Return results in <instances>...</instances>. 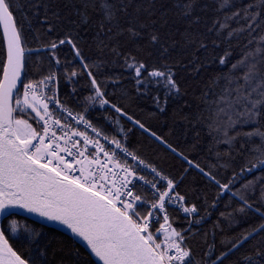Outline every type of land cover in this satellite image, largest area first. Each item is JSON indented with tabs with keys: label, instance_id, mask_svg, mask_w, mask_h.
<instances>
[{
	"label": "snow or ice",
	"instance_id": "obj_1",
	"mask_svg": "<svg viewBox=\"0 0 264 264\" xmlns=\"http://www.w3.org/2000/svg\"><path fill=\"white\" fill-rule=\"evenodd\" d=\"M64 8L0 0V264H264V0H72ZM212 65L196 111L186 102L182 117L196 130L192 151L202 130L211 137L207 163L130 115L126 90L108 91L132 80L136 94L163 89L167 103L186 94L180 70L195 78ZM61 79L80 85L68 100ZM99 109L108 113L103 126L92 117ZM123 118L183 171L175 176L133 146ZM192 172L204 186L181 194ZM224 195L211 232L193 231ZM181 214L189 226L177 230Z\"/></svg>",
	"mask_w": 264,
	"mask_h": 264
},
{
	"label": "trees",
	"instance_id": "obj_2",
	"mask_svg": "<svg viewBox=\"0 0 264 264\" xmlns=\"http://www.w3.org/2000/svg\"><path fill=\"white\" fill-rule=\"evenodd\" d=\"M72 0H55V4L61 9V15H64L68 9L64 8L65 4H70ZM209 4H211V0H207ZM248 0H244V3H247ZM40 16L33 20L32 28L41 27L39 20L43 16V9L40 10ZM27 14L29 17L32 16V12L28 11ZM211 15V13H209ZM47 25H44L46 27ZM27 28V24L25 25ZM81 37H89L91 34L86 33L81 29L80 32ZM49 38H56V34H50ZM121 43H124V38H120ZM142 43V41H141ZM233 44H236V41H233ZM29 46L35 48L37 45L35 43L29 42ZM0 47H2V31L0 28ZM127 47L129 49L133 48L132 44H128ZM217 53L218 55L223 54V48ZM237 52L239 48L235 49ZM87 52L88 49L85 48ZM94 51V48H93ZM68 49L65 48L63 53H67ZM63 53L61 54V60L63 61ZM108 59H111V56H108ZM163 61L156 62V66H159ZM215 65L210 66L206 71H202L199 77H192L188 73L183 70L179 71L177 79L179 81L180 87L183 90H186V94L179 97L173 98L168 97L167 103H165V94L163 89H152L147 95H138L135 91V83L132 80L123 79L119 88L113 89L112 87L108 88L109 93L116 92L117 94L126 90L127 96L123 99L122 103L127 108V111L130 115H133L134 118H139L143 122H145L146 126L150 128L151 131H155L158 135L163 138L168 139L174 146H178L180 150H184L186 154L192 156H196L199 161L203 163H207L206 157L209 156V147L211 146V137L206 134V129L201 131V140L195 151L191 150V144L194 142L196 130L188 129L186 127V122L182 119V117L188 112L187 108H184L185 103H190L192 105V111L195 112L197 105L199 104L198 96L201 92V84L206 82L210 76L214 74ZM151 70V69H150ZM175 70V69H174ZM121 72L119 66H116L111 75H116ZM39 79V77H36ZM73 87L79 89L80 85L76 84H66L64 80H60L58 84L59 96L61 100H68L70 93ZM87 93H85L86 95ZM159 95L160 97V105L164 108V111H160L159 108L156 107L153 97ZM108 113L103 109L93 110L92 117L94 120H101V125L107 123V121H103V117L107 116ZM150 117V118H149ZM122 125L126 128L134 129L133 132L128 134V138L132 141L133 146L143 145L144 152L147 155L148 159L152 160L157 165H161L165 168L166 171H170L173 175L178 176L179 173L183 171V168L186 167L185 164H182L180 160L176 159L169 151H166L162 146H159L157 143H154L149 139L148 134L143 133L141 129L137 126H134L131 122H127L126 118L122 119ZM248 130V129H246ZM108 131L109 137H111V130L106 129ZM258 142V141H257ZM220 151H224L226 146L220 145ZM239 171V169H236ZM261 173H257L259 175ZM247 179H252L249 176ZM243 182V181H242ZM203 181L200 180L199 176L195 174V172L189 173L185 176L184 183L181 184L178 191L181 194L190 191V189L194 186H198L203 188ZM215 189L211 190L209 196H215ZM192 200V197H189ZM229 197L228 195H224L219 202L218 209L212 210V215L208 216L206 221H202L200 225L194 226L193 231H196L199 228L201 231L211 232L212 224L216 222L219 217V212L224 210V205L228 203ZM211 199H209V205H211ZM198 207H200V214L202 216L206 215L204 207L202 206V201L198 202ZM193 219V218H189ZM173 226L180 230L182 228H187L189 226L188 220L182 218V214L179 217H173ZM247 225H245L246 227ZM49 229V228H48ZM53 230V229H52ZM155 230V229H154ZM218 240L220 237L217 238ZM199 237H197L196 241H193L194 247H198ZM17 247H20L18 244Z\"/></svg>",
	"mask_w": 264,
	"mask_h": 264
},
{
	"label": "water",
	"instance_id": "obj_3",
	"mask_svg": "<svg viewBox=\"0 0 264 264\" xmlns=\"http://www.w3.org/2000/svg\"><path fill=\"white\" fill-rule=\"evenodd\" d=\"M0 28H1V31H2V27H0ZM21 215H23V216H27L28 214H26V213H21ZM31 220H32L33 222H37V223H40V222H41V221H39V218H37V217H35V216H32V217H31ZM42 223H44V224L46 225V227L49 228V229L57 230V231H59V232H63V233H65V234L70 235L69 233H66V230H65V229H63L61 226H58V225L55 224V223L47 222V221H43ZM77 243H79L80 246H81L82 248L84 247V245H83L82 242H80V241L77 240ZM85 251H86V249H85Z\"/></svg>",
	"mask_w": 264,
	"mask_h": 264
},
{
	"label": "built area",
	"instance_id": "obj_4",
	"mask_svg": "<svg viewBox=\"0 0 264 264\" xmlns=\"http://www.w3.org/2000/svg\"><path fill=\"white\" fill-rule=\"evenodd\" d=\"M53 87H57V85L54 84ZM102 142H103V141H102ZM161 222H163V221H162V217H161ZM157 227H158V225H157ZM153 231H155V230L153 229Z\"/></svg>",
	"mask_w": 264,
	"mask_h": 264
}]
</instances>
